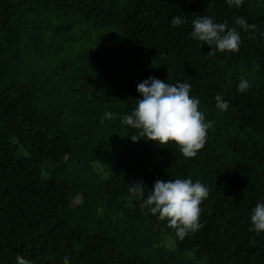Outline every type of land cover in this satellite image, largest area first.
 <instances>
[{
    "label": "trees",
    "instance_id": "trees-1",
    "mask_svg": "<svg viewBox=\"0 0 264 264\" xmlns=\"http://www.w3.org/2000/svg\"><path fill=\"white\" fill-rule=\"evenodd\" d=\"M203 15L242 17L256 38L240 30L238 52L209 56L190 38ZM260 32L264 0H0V264H264V232L249 230L264 203ZM149 77L189 83L214 122L196 157L121 124ZM189 177L209 195L180 240L128 188Z\"/></svg>",
    "mask_w": 264,
    "mask_h": 264
},
{
    "label": "clouds",
    "instance_id": "clouds-1",
    "mask_svg": "<svg viewBox=\"0 0 264 264\" xmlns=\"http://www.w3.org/2000/svg\"><path fill=\"white\" fill-rule=\"evenodd\" d=\"M229 6L241 7L243 0H226ZM186 21L180 16L171 19L172 27L184 24ZM240 30L255 39L257 26L250 24L242 17H236L233 26L227 21L217 22L210 16H196L192 20L190 38L207 45L211 49L209 56L219 53L238 52L241 45ZM264 37V32L259 33ZM251 83L241 77L238 91L247 92ZM191 85L187 82L165 83L149 77L137 85V92L141 99L130 113L121 118V124L136 130L131 135L133 142L140 139L150 140L158 145L174 143L185 158H194L207 142L208 130L213 127V121L206 120L200 110V100L191 95ZM215 107L221 112L227 111L229 104L221 94H216ZM111 111H105L101 117L104 120L114 119ZM131 196L140 201V208L146 214L157 216L159 221H166L167 227L174 230L175 236L183 240L194 234L203 225L200 222L202 209L200 205L208 198L209 189L200 181L192 178L157 179L151 188L143 181L131 183L128 188ZM250 231L257 234L264 232V203H257L250 215ZM16 264H31L22 255H16ZM63 264H70L67 256L63 257Z\"/></svg>",
    "mask_w": 264,
    "mask_h": 264
},
{
    "label": "rangeland",
    "instance_id": "rangeland-1",
    "mask_svg": "<svg viewBox=\"0 0 264 264\" xmlns=\"http://www.w3.org/2000/svg\"><path fill=\"white\" fill-rule=\"evenodd\" d=\"M167 244L170 245V242H168Z\"/></svg>",
    "mask_w": 264,
    "mask_h": 264
}]
</instances>
